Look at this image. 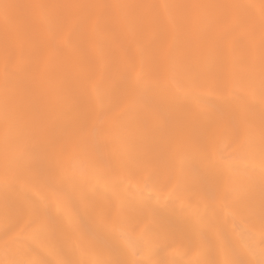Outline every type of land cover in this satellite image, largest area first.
Returning a JSON list of instances; mask_svg holds the SVG:
<instances>
[{
	"label": "snow or ice",
	"instance_id": "1",
	"mask_svg": "<svg viewBox=\"0 0 264 264\" xmlns=\"http://www.w3.org/2000/svg\"><path fill=\"white\" fill-rule=\"evenodd\" d=\"M27 7L43 26L0 34V264H264V0Z\"/></svg>",
	"mask_w": 264,
	"mask_h": 264
},
{
	"label": "bare ground",
	"instance_id": "2",
	"mask_svg": "<svg viewBox=\"0 0 264 264\" xmlns=\"http://www.w3.org/2000/svg\"><path fill=\"white\" fill-rule=\"evenodd\" d=\"M82 2H104V0H6V7L3 13H0V34H10L13 29L25 26L29 19L31 22L43 26V20L38 10L29 9L27 5L34 3H82ZM108 2H120V0H108ZM136 2H159L170 3L173 0H136ZM201 3H213L215 0H196ZM238 2H252V0H238ZM189 167L195 166V161L187 162ZM160 185L153 188L145 189L143 184L133 186L131 203L134 207H140L153 212L158 218L163 221L175 222L177 216L175 213V204L173 202L162 201L167 199V196L161 197L158 194ZM36 192H46L41 185L34 187ZM134 211V210H130ZM72 239L82 248L89 247V240L82 237L76 232L71 233Z\"/></svg>",
	"mask_w": 264,
	"mask_h": 264
}]
</instances>
